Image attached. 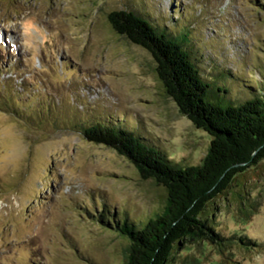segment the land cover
<instances>
[{"label": "rangeland", "instance_id": "obj_1", "mask_svg": "<svg viewBox=\"0 0 264 264\" xmlns=\"http://www.w3.org/2000/svg\"><path fill=\"white\" fill-rule=\"evenodd\" d=\"M145 1L170 29L192 22L204 75L228 70L232 97L258 89L264 11L253 0ZM131 2L0 0V264H122L127 242L95 218L115 209L143 223L161 210L163 189L85 141L80 123L117 117L184 164L206 154L211 136L166 96L152 56L109 24ZM235 190L242 199L216 203L217 230L260 246L224 257L209 241L188 243L172 264H264V159Z\"/></svg>", "mask_w": 264, "mask_h": 264}, {"label": "trees", "instance_id": "obj_2", "mask_svg": "<svg viewBox=\"0 0 264 264\" xmlns=\"http://www.w3.org/2000/svg\"><path fill=\"white\" fill-rule=\"evenodd\" d=\"M253 4L264 11V0ZM159 18L147 1L133 0L126 9L112 11L108 21L116 34L151 53L166 96L195 128L211 136L209 148L198 164L189 165L169 158L117 117L100 114L80 123L75 130L85 141L112 148L135 166L143 180L164 191L161 210L146 222L131 220L115 209L94 217L95 221L127 242L122 264H172L188 243L209 241L224 257L232 248L260 246L245 236L218 231L212 216L217 201L241 196L235 190L239 178L264 159V78L257 81L258 89L247 86L250 93L245 97H232V86L223 81L232 76L228 70L204 75L203 48L192 22L170 29Z\"/></svg>", "mask_w": 264, "mask_h": 264}, {"label": "water", "instance_id": "obj_3", "mask_svg": "<svg viewBox=\"0 0 264 264\" xmlns=\"http://www.w3.org/2000/svg\"><path fill=\"white\" fill-rule=\"evenodd\" d=\"M142 48V47H141ZM144 49V48H143ZM146 50V49H145ZM147 51V50H146ZM149 53V51H147ZM151 55V53H149ZM152 56V55H151ZM153 58V57H152ZM186 117V116H185ZM187 118V117H186ZM188 119V118H187ZM189 120V119H188ZM190 121V120H189ZM191 122V121H190Z\"/></svg>", "mask_w": 264, "mask_h": 264}]
</instances>
